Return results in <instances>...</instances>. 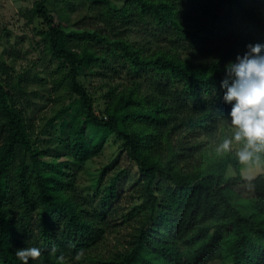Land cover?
<instances>
[{
    "label": "trees",
    "instance_id": "trees-1",
    "mask_svg": "<svg viewBox=\"0 0 264 264\" xmlns=\"http://www.w3.org/2000/svg\"><path fill=\"white\" fill-rule=\"evenodd\" d=\"M86 1L90 22L77 31L48 0L31 9L78 96L62 110L72 121L39 132L20 81H0V264H264V172L243 176L227 126L264 97V0ZM86 72L103 81L102 110ZM110 135L140 174L120 216V176L99 207L74 184ZM254 143L264 154V133ZM244 185L252 194L240 199ZM109 217L130 232L105 256L96 251Z\"/></svg>",
    "mask_w": 264,
    "mask_h": 264
},
{
    "label": "rangeland",
    "instance_id": "rangeland-1",
    "mask_svg": "<svg viewBox=\"0 0 264 264\" xmlns=\"http://www.w3.org/2000/svg\"><path fill=\"white\" fill-rule=\"evenodd\" d=\"M37 1L39 0H0V81L15 82L16 86L20 81L27 94H22L20 87L17 91L29 119L39 127V132L47 129L50 134V131L61 130L63 120L72 121V110H62L76 102L78 96L67 88L62 79L67 68L49 54L42 36L38 33L42 29L41 20L31 13ZM111 1L115 7L123 3L122 0ZM47 6L52 15H61L67 32L77 31L90 22L87 18L91 14L90 4L86 0H48ZM133 35L136 38V33ZM246 59L243 57L241 61ZM85 74L81 81L92 94L96 107L102 110L106 106L103 81L98 73ZM58 112H61L60 116ZM227 126L229 151L245 160L243 176L252 178L263 173L264 154L258 147L254 148V138L264 133V97L255 113L232 116ZM114 177L121 180V199L114 204L119 209L120 216L123 210L128 211L135 202L131 197L132 189L139 181L140 174L136 163L127 157L123 141L115 135H110L99 154L87 161L77 172L75 189L82 198L91 202L94 207H99L104 188ZM252 189L253 186L245 185L236 188L240 199L252 194ZM109 218L111 224L106 227V238L96 251L105 256L118 251L129 238L130 232L120 219ZM116 221L121 225H116ZM222 262L230 264V257H224ZM77 264L87 263L84 259H79Z\"/></svg>",
    "mask_w": 264,
    "mask_h": 264
}]
</instances>
